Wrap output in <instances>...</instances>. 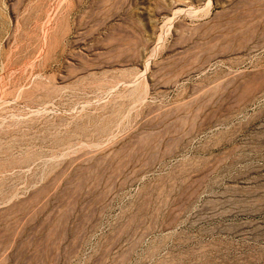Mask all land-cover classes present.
I'll return each mask as SVG.
<instances>
[{
	"label": "rangeland",
	"instance_id": "1",
	"mask_svg": "<svg viewBox=\"0 0 264 264\" xmlns=\"http://www.w3.org/2000/svg\"><path fill=\"white\" fill-rule=\"evenodd\" d=\"M0 264H264V0H0Z\"/></svg>",
	"mask_w": 264,
	"mask_h": 264
}]
</instances>
